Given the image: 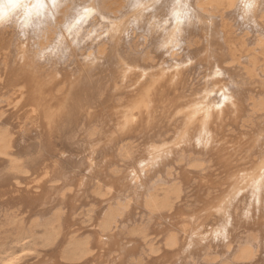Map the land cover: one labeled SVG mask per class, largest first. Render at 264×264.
Wrapping results in <instances>:
<instances>
[{"label":"bare ground","instance_id":"bare-ground-1","mask_svg":"<svg viewBox=\"0 0 264 264\" xmlns=\"http://www.w3.org/2000/svg\"><path fill=\"white\" fill-rule=\"evenodd\" d=\"M7 5L0 264H264V0Z\"/></svg>","mask_w":264,"mask_h":264},{"label":"rangeland","instance_id":"rangeland-1","mask_svg":"<svg viewBox=\"0 0 264 264\" xmlns=\"http://www.w3.org/2000/svg\"><path fill=\"white\" fill-rule=\"evenodd\" d=\"M138 40V39H137ZM4 72V71H3ZM4 73H2L1 74V78H0V93H1V95H0V102L2 101V102H9V98L11 97V99L13 98H15L16 97V95H13L12 96V93H13V91H15V90H17V89H11L10 87H8V86H4V85H7V82H6V79L5 78H7V77H5V75H3ZM3 76V77H2ZM5 77V78H4ZM5 81H4V80ZM6 82V84L5 83H3V82ZM3 83V84H2ZM2 86V87H1ZM5 87V89H7L6 91L4 90V87ZM7 87V88H6ZM3 88V89H2ZM2 89V90H1ZM11 90V94H9L8 95V93H10L9 91ZM2 95H5V97L4 96H2ZM8 95V96H7ZM7 96V97H6ZM9 97V98H8ZM7 98V99H6ZM7 103H5V104H3V103H0V108H1V106L2 107H6L7 109H9L10 111H8L6 108L4 109V108H1L0 110L2 111V119H4V117L5 118H7L8 116H9V114H10V117L12 118H10L9 117V119L7 118V119H5L6 121L7 120H12V121H14V122H12V124L8 121V123H6V121H5V123L7 124V125H9V126H7L8 128H10V124H11V126H14V123H16V121L17 122H19L18 121V116L17 115H21L22 113H20L21 111H23V110H21V111H19V110H17V107L20 105V103L18 102V104L16 103V105L15 104H10V105H6ZM8 106V107H7ZM14 106V107H13ZM12 107V108H11ZM13 110V111H12ZM15 110H17L16 112H18V114H14V113H16L15 112ZM4 111H7V112H4ZM11 111H12V113H11ZM8 112H9V114H8ZM5 113V114H4ZM12 114H14L13 116H11ZM16 115V119L14 118V116ZM16 120V121H15ZM251 120H255L254 119V117H251ZM232 131L234 130V128H232L231 129ZM136 142L137 141H134V139H125L124 141H122L121 143H119V145H124L123 146V150H126V151H128V152H130V151H132L133 149H132V147L133 148H135L134 146H136L135 144H136ZM127 145V146H126ZM126 147V148H125ZM135 150V149H134ZM24 155H21L20 157H19V160H20V164H24V161H26V157L27 156H24ZM211 164H210V163ZM184 163V160H179L178 162H175L174 163V166L178 169V167L177 166H179V168H181L182 166H184L185 165V163ZM204 163V164H203ZM176 164V165H175ZM182 166H181V165ZM203 164V165H202ZM206 164V165H205ZM189 166H187V164H186V166L185 167H187L188 169H190V170H196V173H198V174H203L205 171H207L208 169H214V167L212 166V162L211 161H202V162H198V161H196V162H194V163H192V164H188ZM205 165V166H204ZM209 165V166H208ZM211 165V166H210ZM171 166H173V165H171ZM209 168H208V167ZM174 167V168H175ZM205 167H207V168H205ZM213 167V168H212ZM120 168V167H119ZM119 168H116V166L113 168V169H116V170H118ZM173 167H170V169L168 170V171H170V173H171V175L174 173V174H177V169H174ZM204 170V172H202L203 170ZM207 169V170H206ZM12 171L11 169H8V171ZM181 169H179L178 170V174H179V171H180ZM174 171V172H173ZM201 174V175H202ZM180 175V174H179ZM178 175V176H179ZM201 175H199V176H201ZM196 181H197V179H195ZM189 190L190 189H187V194H188V192H189ZM88 198H90V196L88 197ZM193 199H194V196H193V194H192V192H189V194H188V196L185 198V201H184V203H185V207L186 208H190L191 206H192V202H193ZM88 200V199H87ZM86 200V201H87ZM89 201V200H88ZM88 201H87V205H89L88 207H86L87 205L85 204V205H83V206H81L80 207V209L77 211V213H80L79 215H81V213L82 212H84V211H86V209H88V208H90V205H93L94 204V206H95V203H93L92 202V204H91V201H89L90 202V204L88 203ZM84 207V208H83ZM13 217V215L12 214H7V212H5V211H0V243H7V242H11V241H13L15 238H16V233H17V219L16 218H12ZM76 218L77 219H80L81 218V216H76ZM146 221H145V218H142V219H136V218H134L133 219V221H131L128 225L130 226V227H132V226H134V225H139V224H141V226H143V223H145ZM11 239V240H10ZM40 249L38 248L34 253H31V254H29L27 257H25V258H23L22 260L23 261H21V263L22 264H31V263H34V262H36L37 260H38V258L40 257V255H41V252L42 251H44V250H42V251H39ZM200 264V263H199ZM201 264H212L211 262H203V263H201Z\"/></svg>","mask_w":264,"mask_h":264},{"label":"snow or ice","instance_id":"snow-or-ice-1","mask_svg":"<svg viewBox=\"0 0 264 264\" xmlns=\"http://www.w3.org/2000/svg\"><path fill=\"white\" fill-rule=\"evenodd\" d=\"M24 0H8V7H11L12 9H18L22 4ZM47 0H29L30 7L25 6V12L27 14H31L33 9L36 10V15H39L40 12L43 10V8L46 5ZM52 3H55V0H51ZM3 17L8 16V12L4 11L2 14Z\"/></svg>","mask_w":264,"mask_h":264}]
</instances>
